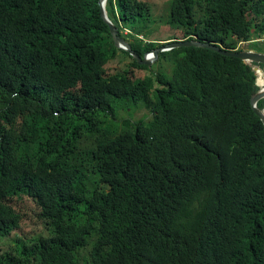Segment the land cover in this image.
<instances>
[{
  "label": "trees",
  "instance_id": "obj_1",
  "mask_svg": "<svg viewBox=\"0 0 264 264\" xmlns=\"http://www.w3.org/2000/svg\"><path fill=\"white\" fill-rule=\"evenodd\" d=\"M152 9L107 2L140 56L162 44L147 38ZM169 18L181 39L264 53V0H170ZM159 56L169 74L115 47L99 0H0V243L24 239L0 264H264V124L251 105L264 65L196 46ZM138 105L149 119L115 122Z\"/></svg>",
  "mask_w": 264,
  "mask_h": 264
},
{
  "label": "rangeland",
  "instance_id": "obj_2",
  "mask_svg": "<svg viewBox=\"0 0 264 264\" xmlns=\"http://www.w3.org/2000/svg\"><path fill=\"white\" fill-rule=\"evenodd\" d=\"M152 5H153V17L155 18L154 24L151 26L150 33L148 34L149 36L147 37L148 39L155 40L159 43L166 42V41H171L175 39H181L180 37L182 36V30L181 28H178L176 26H173L170 22L169 18V7H170V0H150ZM196 18L201 20L204 18V9L201 6L197 7L196 10ZM122 32L128 33L129 30L124 27L121 29ZM128 30V32H126ZM141 37V35H139ZM126 40V39H125ZM127 41V40H126ZM258 45L263 46L264 42H259ZM241 49L247 50L249 49L248 43L247 42H242L238 46ZM255 50V49H254ZM118 59H120V63L116 65L120 69L127 65L129 63L128 58L123 57L120 53L117 54ZM171 57L168 59L165 58H160L158 57L151 63V68L155 72H163L166 74H169L172 69V63H171ZM149 67V66H148ZM110 70L113 71L112 66L110 67ZM143 75L144 72H137V76ZM151 116L150 111L145 108L142 105L135 106L133 108H129L127 110L120 109L116 113V121L118 122V125L122 127L123 121L125 119H131L132 121L137 120V119H149ZM91 147L90 141H84L81 143V152L84 150H87ZM29 204V203H28ZM42 228V224H38L34 226V229L31 228L30 226H27L25 223H20L19 229L16 231H22L24 233H29L32 230L39 231L43 236H48L49 231L47 230L46 227ZM15 231V232H16ZM18 239L24 240L22 237H20L19 234L14 233L10 237H5L3 241L0 243V255L5 253L6 251L10 249H15L18 247ZM90 251V246H87L81 251V261H85L88 258V254Z\"/></svg>",
  "mask_w": 264,
  "mask_h": 264
},
{
  "label": "water",
  "instance_id": "obj_3",
  "mask_svg": "<svg viewBox=\"0 0 264 264\" xmlns=\"http://www.w3.org/2000/svg\"><path fill=\"white\" fill-rule=\"evenodd\" d=\"M107 2L108 0H99V5H100V11H101V15L103 19L110 27L111 36H112L114 45L117 48L127 51L137 61L138 64H143V65H147L150 67L151 63L158 57L159 53L163 51H168L170 49L181 47V46H196V47L208 48V49L214 50L226 56L237 57L245 62H255L257 64L264 65V53L260 51L252 50V49L244 50V49L225 48V47H222L218 43L201 40L197 38L196 36H194L191 39H188V38L175 39L171 41L162 42L161 45L157 46L151 51L144 53L143 56H140L132 49L129 42L126 41L121 35H119L118 26L114 23V21L109 16V13L107 10ZM254 70L257 76H259L260 72H263V75H264V71L258 66H255ZM257 85L259 86L258 80H257ZM262 99H264V88H260V90L252 96L251 105H252V109L255 112V114L262 120L264 124V110H261L258 107V103Z\"/></svg>",
  "mask_w": 264,
  "mask_h": 264
},
{
  "label": "built area",
  "instance_id": "obj_4",
  "mask_svg": "<svg viewBox=\"0 0 264 264\" xmlns=\"http://www.w3.org/2000/svg\"><path fill=\"white\" fill-rule=\"evenodd\" d=\"M126 32H128V30H126Z\"/></svg>",
  "mask_w": 264,
  "mask_h": 264
},
{
  "label": "crops",
  "instance_id": "obj_5",
  "mask_svg": "<svg viewBox=\"0 0 264 264\" xmlns=\"http://www.w3.org/2000/svg\"><path fill=\"white\" fill-rule=\"evenodd\" d=\"M256 50V49H255Z\"/></svg>",
  "mask_w": 264,
  "mask_h": 264
}]
</instances>
